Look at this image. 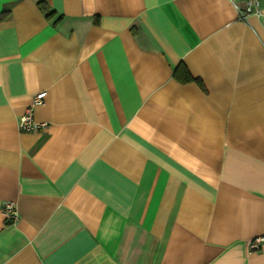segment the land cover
Wrapping results in <instances>:
<instances>
[{
  "label": "crops",
  "instance_id": "0c3cea01",
  "mask_svg": "<svg viewBox=\"0 0 264 264\" xmlns=\"http://www.w3.org/2000/svg\"><path fill=\"white\" fill-rule=\"evenodd\" d=\"M243 8L0 0V264H264V0Z\"/></svg>",
  "mask_w": 264,
  "mask_h": 264
},
{
  "label": "built area",
  "instance_id": "2783aa9c",
  "mask_svg": "<svg viewBox=\"0 0 264 264\" xmlns=\"http://www.w3.org/2000/svg\"><path fill=\"white\" fill-rule=\"evenodd\" d=\"M260 0H244V8L239 10V17L246 19L248 16H261ZM46 91H40L32 99L31 106L39 105L44 102ZM31 106L19 117L18 128L22 131H33L43 126L33 119ZM6 220L14 221L17 218V212L12 203H6L3 207ZM264 241V236L253 238L248 242V249L254 250L259 247V243Z\"/></svg>",
  "mask_w": 264,
  "mask_h": 264
},
{
  "label": "trees",
  "instance_id": "16d2710c",
  "mask_svg": "<svg viewBox=\"0 0 264 264\" xmlns=\"http://www.w3.org/2000/svg\"><path fill=\"white\" fill-rule=\"evenodd\" d=\"M38 4H39V6H40V8L43 10V12L46 14V16H50V15H52L54 12L52 11V10H50L49 8H48V6L46 5V3L45 2H43V1H40V2H38ZM179 70H182L183 72H185L186 73V70H185V68L183 67V66H177L175 69H174V74H178V72H179ZM185 78V77H184ZM8 221V220H7ZM9 222V221H8Z\"/></svg>",
  "mask_w": 264,
  "mask_h": 264
}]
</instances>
